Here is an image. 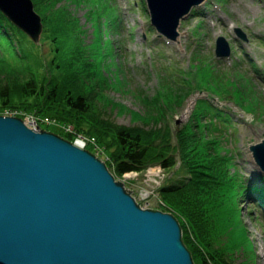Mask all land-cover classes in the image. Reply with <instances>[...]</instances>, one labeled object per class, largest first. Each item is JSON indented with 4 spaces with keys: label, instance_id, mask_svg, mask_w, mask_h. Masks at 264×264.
Returning a JSON list of instances; mask_svg holds the SVG:
<instances>
[{
    "label": "rangeland",
    "instance_id": "obj_1",
    "mask_svg": "<svg viewBox=\"0 0 264 264\" xmlns=\"http://www.w3.org/2000/svg\"><path fill=\"white\" fill-rule=\"evenodd\" d=\"M68 2L82 25L79 29L81 37L87 53L98 67L96 72L106 81L108 90L105 95L102 94L103 104L114 108L110 115L118 124L143 126L139 118L133 120L132 114L140 112L144 115L152 112V109L145 107L148 103L141 102L140 98H152L158 88L161 97L169 89L174 90L187 81V86L191 88L190 95L183 99V107L166 120L171 130L182 128L189 121L197 100L208 99L232 119L224 113L223 117L217 118L223 123H216L213 117L218 108L203 100L200 106L207 116L203 124L222 131L219 135L234 151V162L240 177L252 188L264 186V173L249 150L251 144L264 140V0H208L206 6L200 8V14L196 12L181 23L180 37L175 43L160 37L151 26L142 0ZM238 29L246 34L247 40L239 35ZM46 35L44 33L39 46H35L27 37L18 34L24 41L19 47L16 45L17 49L28 56L29 64L37 59L45 63L50 61V45ZM219 37L226 39L230 50V57L226 59H219L215 54ZM192 51L201 58L211 60L214 72L219 77L215 80H231L232 84L224 86L228 90V99L223 100L216 83L207 85L202 82L210 66L203 67L201 61L194 62ZM1 114L28 122L34 113L8 109ZM49 117L53 118L52 123L48 127L42 125L41 129L63 137L62 133L67 134L72 130V136V125ZM227 145L225 149L228 151ZM92 148L88 149L89 152L106 163L101 148ZM155 170L160 174L159 168ZM174 171L168 172L172 180L178 178L173 175ZM150 173V178L155 180L160 176L156 178L154 172ZM115 177L123 182L122 176ZM141 184L144 181L137 182V186ZM130 187L138 190L135 185ZM147 193L150 195V191ZM151 207L171 213L166 206L158 209L154 201ZM222 210L218 230L225 237L223 243L226 250L237 263L264 264V211L254 209L248 197H243L239 205L226 203Z\"/></svg>",
    "mask_w": 264,
    "mask_h": 264
},
{
    "label": "trees",
    "instance_id": "obj_2",
    "mask_svg": "<svg viewBox=\"0 0 264 264\" xmlns=\"http://www.w3.org/2000/svg\"><path fill=\"white\" fill-rule=\"evenodd\" d=\"M33 1L43 18L51 59L48 63L37 59L29 64L28 56L17 49L24 41L18 34L27 36L0 12V115L4 110L19 109L72 125L76 133L96 139L107 166L117 177L155 164L162 165L167 173L175 170L173 175L178 178L168 177L157 196L180 222L183 242L195 264H241L226 250L225 237L218 230L222 208L230 202L239 205L243 197H248L254 209H262L264 186L252 188L240 177L235 153L219 135L220 129L203 124L207 116L201 101L182 128L171 130L166 120L183 107V99L190 95L187 81L161 97L157 92L152 98H140L148 103L145 107L152 109L144 115L132 114L133 120L139 118L143 126L118 124L110 115L114 108L103 104L102 94L108 87L86 51L80 21L73 14L70 0ZM197 61L203 67L210 66L202 82L216 83L223 98L228 97L224 86L232 84L231 80H215L219 77L211 63L198 53L194 55ZM223 114L217 109L215 117ZM62 135L73 141L70 134ZM226 145L230 150L225 149Z\"/></svg>",
    "mask_w": 264,
    "mask_h": 264
},
{
    "label": "water",
    "instance_id": "obj_3",
    "mask_svg": "<svg viewBox=\"0 0 264 264\" xmlns=\"http://www.w3.org/2000/svg\"><path fill=\"white\" fill-rule=\"evenodd\" d=\"M206 0H147L152 23L176 41L181 20ZM0 11L36 44L32 0ZM217 54L230 55L223 38ZM264 172V140L250 146ZM0 264H195L171 213L143 208L105 162L57 134L0 116Z\"/></svg>",
    "mask_w": 264,
    "mask_h": 264
},
{
    "label": "built area",
    "instance_id": "obj_4",
    "mask_svg": "<svg viewBox=\"0 0 264 264\" xmlns=\"http://www.w3.org/2000/svg\"><path fill=\"white\" fill-rule=\"evenodd\" d=\"M45 122H46L47 124H50L52 121H51L50 119L47 118V119H45ZM26 123H29V125H30L32 128H36V126H37V120H36L35 117H30L29 121L26 122ZM156 168H159V167H156ZM159 169L161 170L160 174H159L158 171L155 170V168H151V169H149V170L147 171V173H146V177H147V178H146L145 182H149V181L157 182L158 180L163 179V177H164L163 170H162L161 168H159ZM150 172H154V174L156 175V178H157L158 175H160L159 178H157V180H155V179H153V178H150V174H151ZM134 175H135V176H134ZM139 176H140V173H138V172H131V173H126V174H124V175L122 176V178H123V182H127V181H130V180H138ZM133 177H134V178H133ZM147 191H150V195L147 193ZM152 195H154V191H153V190H151V189H149V188H147V187H143V188H141L140 191L136 194V197H135V198H136L139 202H141L145 208H148V207H149V202H148V200H149V198H151Z\"/></svg>",
    "mask_w": 264,
    "mask_h": 264
},
{
    "label": "bare ground",
    "instance_id": "obj_5",
    "mask_svg": "<svg viewBox=\"0 0 264 264\" xmlns=\"http://www.w3.org/2000/svg\"><path fill=\"white\" fill-rule=\"evenodd\" d=\"M188 111V110H187ZM189 113V112H188ZM29 127H31L30 125H29V123H26Z\"/></svg>",
    "mask_w": 264,
    "mask_h": 264
}]
</instances>
